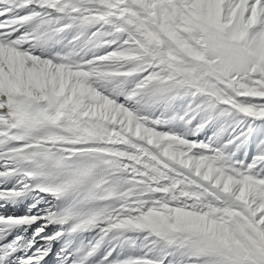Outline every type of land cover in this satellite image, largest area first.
<instances>
[{
  "label": "snow or ice",
  "instance_id": "6c2138e0",
  "mask_svg": "<svg viewBox=\"0 0 264 264\" xmlns=\"http://www.w3.org/2000/svg\"><path fill=\"white\" fill-rule=\"evenodd\" d=\"M0 264H264V0H0Z\"/></svg>",
  "mask_w": 264,
  "mask_h": 264
}]
</instances>
